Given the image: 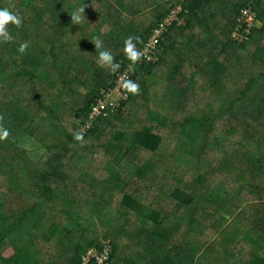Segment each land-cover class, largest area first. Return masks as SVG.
Returning a JSON list of instances; mask_svg holds the SVG:
<instances>
[{
    "label": "trees",
    "instance_id": "16d2710c",
    "mask_svg": "<svg viewBox=\"0 0 264 264\" xmlns=\"http://www.w3.org/2000/svg\"><path fill=\"white\" fill-rule=\"evenodd\" d=\"M44 1L46 6L42 8L44 12L40 13L39 21H29L31 25L36 24L32 25L34 34L41 33V27L45 29L43 38L37 40L38 36L32 33L35 42L30 43L24 38L29 47L25 53H19L18 47L24 42L17 37L25 25H29L23 20V29H20L21 26L11 28L12 41L0 44V125L9 130V136L0 140V264H82L89 248H102L98 238L89 235V232L102 218L101 213L109 210L103 204L110 203L119 190L123 194L122 200L118 199L120 216L124 218L117 233L136 236L138 246L126 253L119 248L117 241H112L114 248L109 264H208L205 256L212 250L216 254L214 259L208 261L209 264L235 262L233 260L240 254L235 253L234 257L232 243L225 239L224 234L209 249L203 250L199 258L197 253L203 247L198 240L182 241L174 252L171 249L163 251L164 245L169 246L172 240L163 225L168 216L163 219L150 195L136 194L142 191L141 187L127 191L132 176L140 167L131 165L123 170L126 155L137 150V146L156 152L164 141L163 134L152 123L133 131L128 129L125 112L127 104L135 98L133 94L130 93L129 99L115 112L97 119L84 135V139L107 135L109 140L102 143V147L109 153L105 165L109 176L103 179L90 176L89 181L87 177L91 173L80 169L83 176L79 177L78 184L73 179L74 164L72 170L68 169L77 156L72 144H82V141L74 139V134L85 123L91 105L103 90L114 85L117 76L109 68L98 65L95 45L91 41H103V48L111 51L121 70L132 63L123 52L124 40L129 36L138 37L134 43L140 51L153 29L176 7H182L178 16L183 22L175 21L169 26L156 61L144 60L135 64L132 80L140 85L152 77L157 81H170L167 89L171 92V101L183 105L189 99H196V85L201 81H209L203 83L209 94L222 93L223 88L231 89L233 83L245 81L238 92L239 96L233 98L232 105L229 104L226 111L232 113L240 101L244 105V114L249 116L257 111L258 117L263 118L264 81L261 80H264V70L261 71V67L264 68V0H174L167 7L159 5L151 9L149 14L135 10L129 0ZM251 1L256 2L254 7L258 18L249 39L239 43L233 38L232 30L238 27L241 10ZM1 3L3 7L19 12L23 19L24 12L21 10L27 9L28 16L39 11L35 0H14L10 3L12 8L6 0H1ZM83 7L81 19L78 22L72 20L71 16ZM25 32H22V36ZM250 45L255 46L251 55L258 60L261 72L246 77L241 62L249 52ZM172 53L175 62L168 66L167 55ZM165 66L168 68L163 71ZM81 74L88 76L82 77ZM176 81H187V84L180 85ZM60 86L71 92L78 88L85 90L82 105L76 113L77 120L72 126L74 132H70L59 117L63 106L62 94L58 91H55L58 94H54L53 90ZM190 94L192 96H188ZM257 94L262 98L255 104ZM157 113L155 120L160 125H166V118ZM210 113L201 121L210 123L212 131L223 113L213 107ZM202 122L191 126L190 119H187L182 123V139L189 148L193 146L190 150H194L197 162H207L205 151L199 148L210 145L211 133L204 131ZM30 139L40 143L47 151L45 158L37 165L30 160L25 145ZM259 161V167H263V158L260 157ZM206 172L199 171L200 182H205ZM128 174H132L129 179ZM260 181L258 176H251L239 185L236 192L243 195L246 188V196L256 200L259 198L257 188ZM93 183L95 185L91 186L96 187L98 198L96 202L86 201L91 206L90 214L84 216L83 212L75 210L79 203L76 195L69 198L65 205L57 204L71 195L72 190H82ZM212 198L209 196L208 200ZM173 201L176 213L180 212L178 216L192 225L199 215L205 217L207 214L198 191L179 186L173 192ZM220 216L227 220L226 216ZM252 222L255 224L256 220ZM128 226L131 229L128 230ZM191 231L189 227V237L194 235ZM258 232L262 233L264 229L260 228ZM220 233L221 230L214 235ZM245 239L250 250H247L248 255L243 256L240 264H264V254L260 251L262 241L252 231L246 232ZM224 241H227L225 245L222 244ZM11 246L15 250L10 255L2 254L3 248ZM229 256L233 260H227Z\"/></svg>",
    "mask_w": 264,
    "mask_h": 264
},
{
    "label": "rangeland",
    "instance_id": "374dc122",
    "mask_svg": "<svg viewBox=\"0 0 264 264\" xmlns=\"http://www.w3.org/2000/svg\"><path fill=\"white\" fill-rule=\"evenodd\" d=\"M6 1L10 4L14 0ZM35 1L39 5V11L32 13L31 16H28L29 11L27 9L21 7L23 9L21 11L24 12L23 20L29 23V25H25L26 27L23 30L26 31L25 34L22 36L23 31H20L17 37V39L22 38L21 40L24 43L27 42L26 40H29L30 43L35 42L32 39V25L36 24L31 25L29 21L38 22L40 13L44 12L42 8L46 6L44 0ZM0 7H3L1 0ZM10 7L12 8V4H10ZM23 26L24 24H21L20 29H23ZM12 27L16 26L8 25L9 31H11ZM44 30L41 27V33H33L38 36L37 40L43 38ZM235 30L234 27L232 32L234 33ZM254 48L255 46H249L250 50L245 54L241 62L242 72L246 77H251L253 73L257 74L264 70L262 66L260 71L257 65L258 60L254 59L251 55ZM167 56L171 59H167V64L172 65L175 62V56L173 53ZM162 69L164 71L165 67ZM85 76L88 75H82V77ZM205 82L209 81H201L196 85V99H189L184 105L183 103L174 104L171 101V92L167 89L170 81H157L155 77H152L147 78V81L143 85L139 84V93L134 95L135 98L131 99L127 104L125 112L127 116L126 125L130 131H133L136 128H142L146 123H152L156 126V130L163 134L164 141L156 152H151L137 146V150H132V152L126 155L123 170L125 167L131 165H138L140 167L137 173L132 176L131 184L127 191L132 192L135 190L134 187H141L142 191L136 192V194H139V196L150 195L154 207L162 213L163 219L166 215L168 216L163 225L171 234L170 239L172 240H170V244L168 243L169 246L164 245L163 251L171 249L174 252L182 241L198 240L203 247L197 253V257L199 258L203 250L209 249L212 246L211 244L224 234L225 239L232 243V254L234 257L235 253L240 254L234 260L230 256L226 258L227 260L231 259L235 261L228 264H240L243 256L246 257L248 255L247 250L249 249V245L245 239L247 231L254 232L257 239L262 241L263 248L260 251L264 254V235L262 237L264 232H258L260 228L264 229V117L259 118V112L257 111L247 116L243 112L244 105L240 101L236 104L233 111H231L235 113L234 115H231L230 111H226L227 106L229 104L232 105L233 98L236 95L239 96L238 92L245 81L233 83L231 89L230 87L223 88L224 92H216L214 94H209L203 87V83ZM176 83L183 85L187 84V81H176ZM55 91L62 94L63 106L60 108V120L69 127L70 132H74L75 129L73 130L72 126L77 120L76 113L80 105H82L81 101L82 96L85 95V90L84 88H78L71 92V90H64L60 86L53 90L54 94H58ZM188 96H192V94ZM261 98V95L257 94L254 103H259ZM211 107L223 113V117L220 118L212 131L210 130V123L201 121L204 116L211 114ZM262 108L264 109V106ZM155 113L164 116L167 124L160 125L154 118ZM187 119H190L189 124L191 126L194 123L199 125L202 122L201 126L204 131L206 133L210 131L211 133L209 134L210 145L199 148V150L205 151L206 155L204 157L207 162H197V156L193 153L194 150H190L193 146L189 148L188 143H184L182 139L181 132L184 129L182 123H185ZM108 140L105 134L104 137L91 136L85 138L82 144L79 145L78 143L72 144V149L77 152V156L71 162V167L68 170H72V165L74 164L73 179L77 183L79 177L83 176L80 169H85L88 173H91L87 177L89 181H91L90 176H94L97 179L109 176V171L105 166L109 159V153L107 149L102 147V143ZM25 145L28 150V156L33 164L37 165L40 161L42 162L45 158V153H47L46 149L32 139L26 141ZM260 157L263 158V167H259L261 165L259 161ZM199 171H202L204 174L206 171H209V173L206 172L208 175L206 174L204 177L205 182L199 181ZM130 175L132 174L127 175V179H129ZM251 176L261 178V184L257 188L259 198L256 200H251L246 196L248 195L246 188L243 195L236 192L239 185L246 182ZM230 178L232 180L228 183ZM91 185L94 186L95 184H88L82 190L77 188L72 190L71 195L64 198L62 202L58 201L57 204L65 205L69 198L76 195L79 203L77 202L75 210L83 212L84 216L90 214L91 206L86 204V201L96 202L98 198L96 187ZM179 186L193 192L198 191L202 195V203L207 208V214L205 217H200L201 215H199V219L197 218L194 225L185 219H181L178 216L180 212L176 213L175 211L173 192ZM209 196L213 197L211 201L208 200ZM122 197L123 194L119 190L110 203L103 204L109 210L101 213L103 214L102 218L100 217L97 220V224L89 232V235H95L98 238L99 245H104L108 242L112 244V241H117L119 248L127 253V251L137 249L138 245H136V236H128L125 233H119L118 235L117 233V229L119 230V226L123 224L122 219L124 218L120 216L122 214H120L119 204ZM209 213L210 216H208ZM220 214L226 216L227 220H223ZM252 220H256V223L253 224ZM189 227L192 229L191 233L194 234L191 237L188 236L187 232ZM127 228L128 230L131 229L130 226ZM220 230V234L214 235ZM205 239H208V241H205ZM227 241H224L222 244L225 245ZM236 242H242L243 244H236ZM14 248L13 246L3 248L2 254L6 256L10 255L15 250ZM215 254V250L209 251V254L205 256L207 258L206 263L209 264L208 261H211V258L214 259Z\"/></svg>",
    "mask_w": 264,
    "mask_h": 264
},
{
    "label": "built area",
    "instance_id": "2783aa9c",
    "mask_svg": "<svg viewBox=\"0 0 264 264\" xmlns=\"http://www.w3.org/2000/svg\"><path fill=\"white\" fill-rule=\"evenodd\" d=\"M255 3V1H251V3L241 10L238 17L239 24L232 36L239 43H243L249 39L252 28L255 26L258 18L257 10L254 7ZM176 8L168 14L164 21L160 22L153 29L149 39L140 50L142 55L141 59L137 62L144 60H157V52L161 49V41L166 39L169 32V26L175 21L183 22L178 16L182 7ZM134 72L135 65H132V63H129L123 69L116 72L117 76L114 85L103 90L101 96L91 105L87 119L80 129V131L84 130V135L89 132L97 119L109 116L110 113L115 112L127 99H129L130 93L123 89L122 83L125 79L132 80ZM112 251L113 246L110 242L102 245V248L91 247L83 256L82 264H109Z\"/></svg>",
    "mask_w": 264,
    "mask_h": 264
},
{
    "label": "clouds",
    "instance_id": "9594fccd",
    "mask_svg": "<svg viewBox=\"0 0 264 264\" xmlns=\"http://www.w3.org/2000/svg\"><path fill=\"white\" fill-rule=\"evenodd\" d=\"M84 14V7L77 10L71 18L74 21H79L81 19L80 14ZM23 22V18L16 12L10 11L8 8L0 7V44L9 43L12 41L13 37L8 29V25H14L20 27ZM138 37L129 36L124 40L123 52L127 59L135 65L137 61L141 59V52L136 49L134 40ZM95 45L97 63L101 67L109 68L112 73H116L120 69V63L115 60V57L110 50L103 48V41L96 40L91 41ZM29 44L27 42L21 43L18 47V52L23 54L28 49ZM123 89L128 93L137 95L139 93V84L131 79H125L122 83ZM9 136V130L2 125H0V140L6 139ZM74 139L76 141L84 140V130L77 131L74 134Z\"/></svg>",
    "mask_w": 264,
    "mask_h": 264
},
{
    "label": "crops",
    "instance_id": "0c3cea01",
    "mask_svg": "<svg viewBox=\"0 0 264 264\" xmlns=\"http://www.w3.org/2000/svg\"><path fill=\"white\" fill-rule=\"evenodd\" d=\"M110 1L115 2V0H110ZM172 1H174V0H129V2L134 6L133 8L135 10H137L141 13H144V14L145 13L149 14L151 9H153L157 6L159 7V5L167 7V6H169L170 2H172ZM95 4H97V2ZM167 59L171 60L169 58H167ZM167 59H166V61H167ZM168 66H170V65H168ZM168 66H165V69H167Z\"/></svg>",
    "mask_w": 264,
    "mask_h": 264
}]
</instances>
